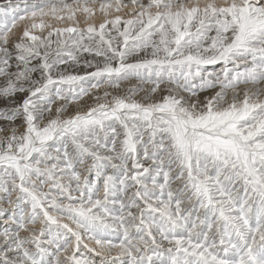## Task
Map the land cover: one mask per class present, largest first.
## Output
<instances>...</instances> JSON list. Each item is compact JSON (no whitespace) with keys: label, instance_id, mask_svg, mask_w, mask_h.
I'll use <instances>...</instances> for the list:
<instances>
[{"label":"snow or ice","instance_id":"1","mask_svg":"<svg viewBox=\"0 0 264 264\" xmlns=\"http://www.w3.org/2000/svg\"><path fill=\"white\" fill-rule=\"evenodd\" d=\"M0 264H264V0H0Z\"/></svg>","mask_w":264,"mask_h":264}]
</instances>
